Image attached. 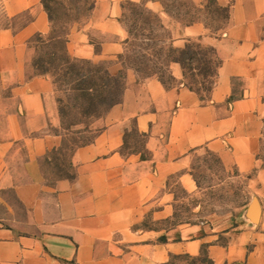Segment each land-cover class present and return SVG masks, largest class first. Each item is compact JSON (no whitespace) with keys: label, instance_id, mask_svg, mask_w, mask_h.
Masks as SVG:
<instances>
[{"label":"crops","instance_id":"obj_1","mask_svg":"<svg viewBox=\"0 0 264 264\" xmlns=\"http://www.w3.org/2000/svg\"><path fill=\"white\" fill-rule=\"evenodd\" d=\"M1 1L10 18L30 17L0 27V264H208L201 256L212 264H264V0H217L230 5L217 35L201 22L175 20L158 0H95L89 19L70 29L67 51L125 72L126 87L95 138L70 155L72 171L64 174L52 162L64 142L55 130V84L28 63L33 37L51 31L49 13L43 0ZM125 1L161 14L177 49L191 39L216 48L223 62L209 95L183 83L179 62L169 67L172 87L125 67ZM132 131L142 148L124 152ZM202 151L227 170L253 173L258 219L251 202L241 216L174 222L176 187L201 192L192 163ZM181 256L194 261L174 263Z\"/></svg>","mask_w":264,"mask_h":264},{"label":"rangeland","instance_id":"obj_2","mask_svg":"<svg viewBox=\"0 0 264 264\" xmlns=\"http://www.w3.org/2000/svg\"><path fill=\"white\" fill-rule=\"evenodd\" d=\"M93 1L94 0H49L54 21H52L50 33L44 35L46 42H38L35 39L29 43L31 47L28 62L30 71L37 72V69L33 66L37 59L42 58L44 60L45 66L50 69L48 74L52 77L55 84V93L59 108L62 107L65 110L63 115L60 114L61 126L55 130L69 135V138L76 139L78 143L89 142L95 138L103 125L105 113L99 112L101 114H95V111H90L89 113L83 112V107H85L84 100L82 101L77 92L70 88L73 86V83H75L72 75H74L76 71L81 70L85 72L88 69H93L96 64L107 63L101 61H92L93 63L75 61L69 64L71 69L68 74V66H66L67 64H62V60L57 58L53 63H48V61H51V54L55 51L57 52L53 42L49 39L50 36L52 37L55 33L64 34L71 29L72 26L85 23L91 14L90 7ZM187 1L188 0H182V2ZM130 2L131 1L123 2V13L121 16V20L127 30L132 29L135 25V21L131 19L133 14L132 8L134 7L130 5ZM192 3V15L197 19V22L203 23L213 34L217 35L223 31L222 27H225V11L220 8V6L225 7L228 5H220L215 0H192ZM29 17V13L25 12L15 19L10 18L4 11L3 3L0 0V27L9 25L18 27L27 21ZM144 36H140V40L138 41L133 38L132 42L142 44L149 43L150 40H147ZM61 44L63 45V39H61ZM130 52L131 45H129L128 54H130ZM58 55H60L61 58L64 57L61 48ZM66 78L68 81L71 80L72 82L64 80ZM166 78L169 80L168 77ZM239 82L240 80H237V83ZM94 92L95 90H91V93ZM205 94L206 93H203V95ZM59 99L61 100L59 101ZM71 123H74V126H72L70 131L66 130L64 127ZM142 143L143 138L135 131H132L129 143H127L123 151L129 152L133 149H140L142 148ZM74 147L75 144L68 143L62 150L52 154L53 167L58 174L71 173L72 166L70 167L69 159ZM262 158H264V137ZM192 171L199 182L201 192L197 195L190 196L181 187H176L180 202L178 203L174 222H195L205 219L210 213H235L241 216L244 212V208L254 200L253 194L250 192L249 188V179L253 176V173L249 175L241 174L236 168L227 170L220 164L217 156L210 152L202 151L195 154L192 163ZM168 224L171 223L169 222L167 225ZM201 258L204 257L201 256ZM179 261L183 263L194 260L187 256H181L179 259H176L174 263Z\"/></svg>","mask_w":264,"mask_h":264},{"label":"trees","instance_id":"obj_3","mask_svg":"<svg viewBox=\"0 0 264 264\" xmlns=\"http://www.w3.org/2000/svg\"><path fill=\"white\" fill-rule=\"evenodd\" d=\"M159 1L163 4L165 12L175 20L187 25L197 22L191 11L192 0H188L187 2H182V0ZM43 4L49 13L51 22L54 21L49 0H43ZM94 5L95 0L90 10L93 9ZM130 5L134 7L132 8L133 14L131 19L135 21V25L132 29L128 30L127 51L125 50L120 56L125 67L134 69L142 78L158 76L166 86L172 87L176 82L169 72V67L172 62H179L184 69L183 83L199 93L203 98L209 95L215 86L218 70L223 62L216 48L205 45L200 40L191 39L184 48L177 49L173 45L171 31L164 23L161 14L147 7L144 2H130ZM220 8L225 11L224 20L226 27L230 18V6H220ZM225 27L222 28L224 29ZM69 31L70 29L64 34L55 33L52 37L50 36L49 40L53 42L57 52H53L51 54V61H48L51 64L57 58L62 60V64H67L66 66H68V74L71 69L70 63L75 61L93 63L90 60L73 58L69 55L66 47ZM140 36H144L150 42L144 44L132 42L133 38L136 41L140 40ZM35 39L38 42H46L42 34L35 35L31 42ZM61 39H63V45L61 44ZM129 45H131L130 54H128ZM60 48L64 54L63 58L58 55ZM33 66L37 69L36 73L48 74L50 72V69L45 66L42 58L37 59ZM72 78L75 83L70 88L77 92L82 101L84 100V113L95 111V114H101L99 112L106 114L110 108L120 103L123 98L126 87V74L123 71L112 73L107 64H96L95 68L88 69L85 72L81 70L76 71L72 75ZM64 80L72 82L71 80L68 81L67 78ZM91 90H95V92L91 93ZM203 93L206 94L203 95ZM235 97L233 95L231 98L234 99ZM59 110L61 115L65 113L62 107ZM72 126H74V123L68 124L64 128L70 131ZM62 134L64 142L61 150L68 143L75 144L71 154L77 148L92 141L78 143L76 139L69 138V135ZM201 261L212 264V261L207 258H202Z\"/></svg>","mask_w":264,"mask_h":264},{"label":"water","instance_id":"obj_4","mask_svg":"<svg viewBox=\"0 0 264 264\" xmlns=\"http://www.w3.org/2000/svg\"><path fill=\"white\" fill-rule=\"evenodd\" d=\"M250 209H251L252 216L255 219H258L261 214V206H260L259 201L256 198H254Z\"/></svg>","mask_w":264,"mask_h":264}]
</instances>
